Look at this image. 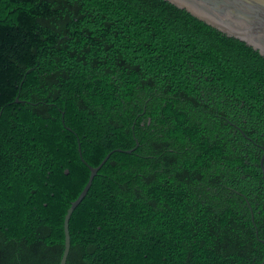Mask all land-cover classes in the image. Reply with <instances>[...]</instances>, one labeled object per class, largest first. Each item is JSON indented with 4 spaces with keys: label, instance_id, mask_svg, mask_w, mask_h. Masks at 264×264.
Here are the masks:
<instances>
[{
    "label": "trees",
    "instance_id": "16d2710c",
    "mask_svg": "<svg viewBox=\"0 0 264 264\" xmlns=\"http://www.w3.org/2000/svg\"><path fill=\"white\" fill-rule=\"evenodd\" d=\"M79 146L92 167L111 155L66 264L262 263L253 47L165 0H1L0 264H60Z\"/></svg>",
    "mask_w": 264,
    "mask_h": 264
},
{
    "label": "water",
    "instance_id": "95a60500",
    "mask_svg": "<svg viewBox=\"0 0 264 264\" xmlns=\"http://www.w3.org/2000/svg\"><path fill=\"white\" fill-rule=\"evenodd\" d=\"M1 1V0H0ZM176 7L186 10L192 16L203 21L207 25L218 30L222 34L239 39L253 47L264 56V0H165ZM17 102H19L17 100ZM79 153L82 161L88 166L91 174L89 180L79 195L71 204L64 220L65 243L64 252L60 264H66L71 248V236L69 230L70 218L75 209L80 205L90 190L94 178L99 170L109 159L111 153L106 156L97 167L90 166L83 158L81 148ZM132 150H115L117 152L132 153ZM264 179V155L261 159ZM264 244V240H262ZM261 264H264V258Z\"/></svg>",
    "mask_w": 264,
    "mask_h": 264
}]
</instances>
